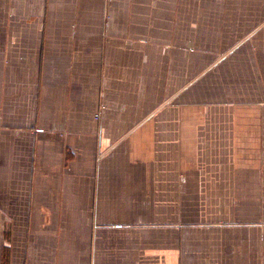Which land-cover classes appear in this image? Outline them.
<instances>
[{
  "label": "crops",
  "instance_id": "0c3cea01",
  "mask_svg": "<svg viewBox=\"0 0 264 264\" xmlns=\"http://www.w3.org/2000/svg\"><path fill=\"white\" fill-rule=\"evenodd\" d=\"M0 264H264V0H0Z\"/></svg>",
  "mask_w": 264,
  "mask_h": 264
},
{
  "label": "bare ground",
  "instance_id": "6f19581e",
  "mask_svg": "<svg viewBox=\"0 0 264 264\" xmlns=\"http://www.w3.org/2000/svg\"><path fill=\"white\" fill-rule=\"evenodd\" d=\"M210 85V84H209Z\"/></svg>",
  "mask_w": 264,
  "mask_h": 264
}]
</instances>
